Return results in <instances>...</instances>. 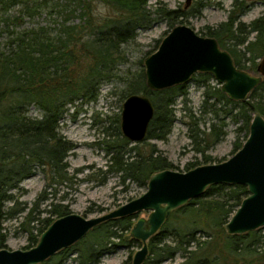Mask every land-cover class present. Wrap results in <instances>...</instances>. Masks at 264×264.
Here are the masks:
<instances>
[{
	"label": "trees",
	"instance_id": "trees-1",
	"mask_svg": "<svg viewBox=\"0 0 264 264\" xmlns=\"http://www.w3.org/2000/svg\"><path fill=\"white\" fill-rule=\"evenodd\" d=\"M232 1L227 20L217 27H208L200 35L214 37L219 46L230 53L239 69L256 73V60L264 53V16L246 24L240 16L251 1ZM147 2L0 0L1 13L10 7L18 8L12 18H3L9 49L0 52V249L5 247L1 226L5 218L24 213L20 226L28 235L24 248L27 249L37 243L40 234L53 220L71 213L67 205L50 202L47 215L40 217L38 207L48 197V188L68 179L63 160L72 145L58 134V122L66 105L75 106L74 102L78 100L95 101L99 85L115 76V67L122 59L121 44L133 39L138 28L148 27L154 19ZM261 3L264 5V0ZM97 4H102L113 14L97 16ZM47 7L63 18L56 33L43 27L19 31L10 29L23 17H34ZM202 7L201 1L193 0L187 8L184 5L178 8L162 6L154 12L173 27L183 23L187 17L199 14ZM74 19L76 23L72 22ZM252 33L254 37L250 39ZM240 45L244 50L238 49ZM191 80L203 87L201 114L210 112L214 115L215 121L204 129L199 127V119L187 107V84L152 90L146 85L143 69L129 82L125 96L131 93L148 96L153 104V117L142 141L124 149L123 145L129 141L121 136L120 142L109 146L114 150L110 166L120 173L123 181L128 179L146 187L152 173L173 167L148 141L167 138L175 120L173 106L178 97L182 99L183 117L186 118L182 121L187 126L192 148L201 155V163L204 164L214 162L207 151L226 135L227 116L234 121L241 119L238 131H244V140L248 136L253 113L257 111L264 117V80L251 90L245 101L230 99L220 86L211 83L213 78L208 73L198 72ZM227 103L231 104L228 110L224 108ZM31 104L42 109L41 118L26 115ZM242 143L237 137L232 153ZM144 145L146 149H143ZM223 160L225 158L217 162ZM198 164L199 161L189 162L186 170ZM38 167L42 170L47 168L51 177L32 206H21L12 190L18 189L19 183ZM247 194L245 185L209 186L200 197L175 209L158 232L149 238L148 255L143 264H161L177 255L182 260L176 264H264V234L259 235L264 227L235 235L227 234L224 229ZM135 217L100 223L84 238L39 264H63L71 253H75L72 258L76 264H97L102 255L119 243L140 247L139 241L123 235V232L130 231ZM130 260L126 259L122 264H131Z\"/></svg>",
	"mask_w": 264,
	"mask_h": 264
},
{
	"label": "rangeland",
	"instance_id": "rangeland-1",
	"mask_svg": "<svg viewBox=\"0 0 264 264\" xmlns=\"http://www.w3.org/2000/svg\"><path fill=\"white\" fill-rule=\"evenodd\" d=\"M199 1L203 3L200 13L183 20L184 24L192 27L198 34H204L208 27L214 28L226 21L233 3L232 0ZM183 5L184 0H148L147 8L151 12V17H154L153 21L146 28H138L133 39L121 44L122 59L115 67V76L99 85L97 99L91 102H79L78 100L74 102L75 106L69 104L65 106V111L58 122L57 131L63 140L72 145V149L66 153L63 160L68 179L55 183L46 190L49 193L48 197L38 204L41 210L40 217L47 215L46 210L50 208V202L67 205L70 212L90 218L109 212L144 193L146 187L128 179L123 181L120 173L110 166L114 154V150L110 147L112 143L120 142V137H123L120 130V113L122 103L127 96H125V92L129 82L142 69L144 70V58L157 49L161 39L172 28L166 19L155 14V9L162 6L178 8ZM17 11V7H10L5 13L0 12V52H6L9 49L8 34L3 31V18H12L11 16L17 14ZM95 13L100 17L113 14L102 4L96 5ZM260 16H264V5L261 0H252L248 9L240 16V20L248 24ZM62 19L47 7L34 17H23L21 21L10 26V29L19 31L25 28L43 27L54 34ZM72 22L76 23L77 20L74 19ZM253 37L254 33L250 35V39ZM238 49L244 50V46L240 45ZM240 57L242 59V56ZM260 58L256 60V65ZM249 72L256 74L253 71ZM211 83L220 86L214 79ZM187 89V107L199 119V127L204 129L211 121L215 120L212 113L201 114L200 112L203 87L191 80L187 83ZM173 107L175 120L167 138L165 140H149L148 143L154 144L159 152L173 164L170 169L186 171V165L189 162L199 161L198 165L204 163H201V155L194 152L187 126L182 121L186 118L183 117L181 97L176 99ZM224 108L230 109L231 104L227 103ZM233 113L236 111L234 110ZM26 115L39 119L42 117L43 111L36 104H31L27 107ZM241 125V119L234 121L232 118L226 117L224 128L226 135L207 151V154L214 158V162L211 163L231 156L233 142L237 140V137L244 142V131H238V127ZM133 144L129 141L123 147L127 149ZM143 149H146L145 145ZM50 177L47 168L44 170L36 168L29 177L19 183L18 189L12 190L14 198L21 203V206L24 204L28 207L32 206ZM9 204L7 203V205ZM148 213V211H143L136 214L133 222L140 217L146 218ZM22 215L13 218L7 217L2 222V232L5 234L4 248L24 249L27 245V232L20 226V222L23 220ZM30 225H33V222ZM263 234L264 230H260L259 235ZM123 235L128 236L129 231L123 232ZM138 248L133 244L119 243L113 250L102 255L97 264H122L126 259H132ZM74 256L75 253H71L63 264H76L72 258ZM181 260L182 258L177 255L161 264H176Z\"/></svg>",
	"mask_w": 264,
	"mask_h": 264
},
{
	"label": "water",
	"instance_id": "water-1",
	"mask_svg": "<svg viewBox=\"0 0 264 264\" xmlns=\"http://www.w3.org/2000/svg\"><path fill=\"white\" fill-rule=\"evenodd\" d=\"M192 1L184 0V8ZM143 65L146 85L152 90L187 84L194 74L202 72L210 74L221 91L237 101H245L251 90L264 80V53L256 65V74H251L239 69L214 37L202 36L184 23L168 31L157 49L144 58ZM152 117L153 104L148 96L127 95L120 113L122 135L133 143L142 141ZM216 184L245 185L248 191L224 225L227 234H243L264 227V117L259 112L253 113L242 146L227 159L186 171L167 168L154 172L140 196L90 218L74 212L57 217L33 247L1 248L0 264H39L84 238L100 223L148 211V216L138 218L129 231V236L140 242L131 264H143L149 238L171 213Z\"/></svg>",
	"mask_w": 264,
	"mask_h": 264
}]
</instances>
